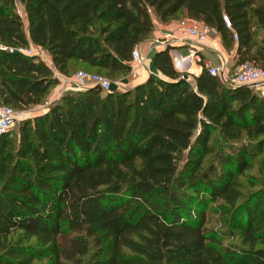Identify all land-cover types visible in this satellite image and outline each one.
<instances>
[{
  "label": "trees",
  "instance_id": "16d2710c",
  "mask_svg": "<svg viewBox=\"0 0 264 264\" xmlns=\"http://www.w3.org/2000/svg\"><path fill=\"white\" fill-rule=\"evenodd\" d=\"M152 18L203 23L225 48L234 32V64L264 68V0H0V46L13 49L0 50V106L41 105L54 71L129 74ZM29 44L54 71L15 51ZM170 50L154 54L143 83L67 89L18 123L17 140L0 135V264H264V96L203 64L190 83ZM257 158L259 184L241 200L239 178ZM210 211L238 232L236 245L206 229Z\"/></svg>",
  "mask_w": 264,
  "mask_h": 264
},
{
  "label": "built area",
  "instance_id": "2783aa9c",
  "mask_svg": "<svg viewBox=\"0 0 264 264\" xmlns=\"http://www.w3.org/2000/svg\"><path fill=\"white\" fill-rule=\"evenodd\" d=\"M20 15V11L17 10ZM223 23L225 27L231 30L230 23L228 19L223 16ZM154 22V18H152ZM177 31L180 36L173 37L170 33L163 36L162 39L156 40L154 42L155 46L170 47L177 44L185 45L186 41L189 39L195 40L197 43H201L208 37H210L213 31L209 26L198 23L187 18L179 21L177 23ZM232 40L237 41V36L232 32ZM188 56L181 57L176 55L180 63L189 64L188 73H192L189 69L191 67H196L201 71V57L200 50L196 47H189ZM0 50H6L8 53H12L13 49H7L6 47H1ZM18 54L24 56H38L48 67L52 70V65L46 59V53L38 47L29 44L28 47H20L15 50ZM131 62L130 65L134 67H143L146 64V57L140 53V51L135 47L131 52ZM175 57V56H174ZM173 57V60L175 58ZM189 59V61H188ZM175 63V61H174ZM185 68V67H184ZM206 73L211 77L218 78L223 84L228 87H243L254 90V92L264 94V68H259L251 63L234 64L229 67L228 59L222 56L219 57L218 63L205 67ZM54 71V70H53ZM130 76L132 78L136 77V71L131 69ZM54 77L58 78L57 73L54 72ZM69 82V89L74 91H82L88 88H99L103 92L110 91L112 87L119 89L120 86L117 83L111 82L107 78L100 75L87 73L85 71H77L71 80H66ZM65 91L63 88L62 93ZM61 93V94H62ZM52 102H46L44 108L46 109ZM15 111L8 106H0V135L9 131L15 123Z\"/></svg>",
  "mask_w": 264,
  "mask_h": 264
},
{
  "label": "crops",
  "instance_id": "0c3cea01",
  "mask_svg": "<svg viewBox=\"0 0 264 264\" xmlns=\"http://www.w3.org/2000/svg\"><path fill=\"white\" fill-rule=\"evenodd\" d=\"M23 18V15H22ZM177 23L175 21L172 22H168V23H162L160 22L158 19L154 18V22H153V30L150 33L149 37L143 41L142 43H140L139 45H137V49L140 51V53L142 55H144L147 59L145 66L143 67H136V77L134 78H124L123 80L119 81L120 83V88L119 89H131L134 86L143 83L150 74H155V71L153 70V66H152V60H153V56L156 52H159L161 50H164L165 47L162 46H155L154 42L156 40H160L163 38V36L167 33H170L173 37H179L180 34L177 31ZM215 34L214 36H210L207 39H205L204 41H202L201 43H197L195 40L193 39H189L186 41L185 45L182 44H177V45H173L170 46L171 49H174L173 51H170V53H174V51H180L181 54H178L179 56L183 57H187L188 56V46L189 47H196L198 50H200V57H201V64H203L205 67L206 66H210V65H214L216 63H218L219 61V57L222 56L224 58L228 59V64L229 67L234 65V58H235V52H236V43H233L232 48H225L220 36L217 33H213ZM175 63L176 66L179 69H183L184 67H186L188 64H183L180 63L179 59L177 58V56L175 55ZM46 59H48L49 63L50 59L49 56L46 53ZM189 61V59H188ZM189 67V65H188ZM135 70V69H134ZM191 72H195L193 70V67H191L189 69ZM55 72V71H54ZM200 72V70L197 71V73L195 75H197ZM57 73V72H55ZM157 75V74H156ZM58 76V81L59 84L56 85L55 88H53L51 90V95L49 96V98L47 99L48 102H54L56 101L59 96L61 95L63 88L65 87V90L69 89V82H66V80H71L69 79V77H65L62 76L60 74L57 73ZM61 78V79H60ZM117 89V90H119Z\"/></svg>",
  "mask_w": 264,
  "mask_h": 264
},
{
  "label": "rangeland",
  "instance_id": "374dc122",
  "mask_svg": "<svg viewBox=\"0 0 264 264\" xmlns=\"http://www.w3.org/2000/svg\"><path fill=\"white\" fill-rule=\"evenodd\" d=\"M23 22H24V30H26V25H25L24 18H23ZM256 34H257L256 40H258L259 31H256ZM214 35L215 34H212V36H214ZM173 50L174 49H171L170 51H173ZM174 53L176 55L181 54V52L179 50L178 51L175 50ZM174 53L173 54L172 53L169 54L173 65H174V60H173ZM131 69H133V70L135 69V71H136V67H134L133 65L131 66ZM174 69L176 71H178L179 73L184 74L183 71H181V70H179L177 68H174ZM80 70H83L82 66L72 67L70 69V73H72V74L68 75L69 79H71L73 77V75H74V73L76 71H80ZM187 74L189 76L188 77V81L190 83H192L193 82L192 77L195 76L196 72L187 73ZM125 77L126 78H132L130 76V74H126V75H124L122 77L119 76L116 80L115 79H111L108 76H106V78L111 80V82H113V84L114 83L119 84L120 83L119 81L123 80ZM248 90L250 92H254V90H251V89H248ZM111 91H113V90L111 89L109 92H111ZM49 93L50 94H48V96L46 98V101H44L41 105L28 107V108H22L20 110H15L14 109L15 110V114H16L15 115V123H14L13 127L8 131V133L10 134L12 139L17 140V138H18V123L21 120H24V119H27V118H31L34 115H37L38 113H42L43 111H45L47 109V108L46 109L44 108V104L46 102H48L47 99L49 98V96L51 95L52 92H49ZM254 93H256V92H254ZM257 94L264 96V94H262V93H258L257 92ZM240 144H242V143L235 142L233 144V147L237 148V147L240 146ZM209 145H211L215 151L219 148L220 145H222V146L224 145V141L222 140V136L219 134L218 130H214L213 131V133L211 135V138L209 140ZM258 161H259V158L252 160L251 161L252 168L249 171L245 172L244 176L239 178L240 190H241V193H242L241 200L244 198V196H246V193H248L250 190H252V189H250L251 188L250 187L251 183L256 184V185L259 184V177H258V174H257V171H256V167L258 165ZM208 164L209 165L213 164V166L215 167L216 171L220 170L219 169L220 168V164L218 162L212 160L211 156L209 158H207L206 161H205V165H208ZM213 173L214 172H212V175H213ZM215 205L216 204H208L207 205L208 210L211 207H214ZM206 229L216 231L219 234L220 238H221L222 245H236V243L238 242V239H239L238 232L233 230V229H229L228 225L226 224V222L224 220V218H222L221 215L215 214V213H213L211 211L207 213ZM88 261H89V258L87 256V257L84 258V263L85 264H89Z\"/></svg>",
  "mask_w": 264,
  "mask_h": 264
},
{
  "label": "water",
  "instance_id": "95a60500",
  "mask_svg": "<svg viewBox=\"0 0 264 264\" xmlns=\"http://www.w3.org/2000/svg\"><path fill=\"white\" fill-rule=\"evenodd\" d=\"M188 64V63H187ZM189 65V64H188ZM188 65L185 67V68H183V69H179V70H181V71H183L184 72V75L182 76V79H188ZM174 68H177V66H176V64L174 63Z\"/></svg>",
  "mask_w": 264,
  "mask_h": 264
},
{
  "label": "bare ground",
  "instance_id": "6f19581e",
  "mask_svg": "<svg viewBox=\"0 0 264 264\" xmlns=\"http://www.w3.org/2000/svg\"><path fill=\"white\" fill-rule=\"evenodd\" d=\"M176 64V63H175ZM177 69H179L178 67H177Z\"/></svg>",
  "mask_w": 264,
  "mask_h": 264
}]
</instances>
